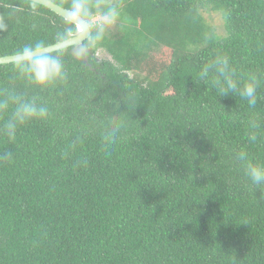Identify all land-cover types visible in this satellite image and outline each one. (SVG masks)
Instances as JSON below:
<instances>
[{
  "label": "trees",
  "instance_id": "trees-1",
  "mask_svg": "<svg viewBox=\"0 0 264 264\" xmlns=\"http://www.w3.org/2000/svg\"><path fill=\"white\" fill-rule=\"evenodd\" d=\"M50 1L71 11L72 0ZM112 3L121 16L101 43L83 42L87 60L62 50L67 83L31 90L51 117L0 140L12 153L0 161V264H264V186L238 156L264 164V0ZM0 24V57L78 34L26 0H0ZM217 54L240 81L258 77L255 108L199 79ZM13 64L0 65V85ZM110 117L126 127L105 149L97 128Z\"/></svg>",
  "mask_w": 264,
  "mask_h": 264
},
{
  "label": "clouds",
  "instance_id": "clouds-1",
  "mask_svg": "<svg viewBox=\"0 0 264 264\" xmlns=\"http://www.w3.org/2000/svg\"><path fill=\"white\" fill-rule=\"evenodd\" d=\"M35 6V5H34ZM121 5L106 3L105 0H72V21H83L94 29L88 37L89 46L101 43L109 27L121 16ZM5 26L0 24V31ZM74 34L72 27L56 34L58 44H66L68 38ZM13 75L4 84L0 85V140L9 144L16 140L18 131L25 125L34 121H46L52 111L49 104L39 97H33L30 92L33 88L41 91L64 85L68 81V73L63 59V52L57 49L56 54L46 51L45 42L30 43L17 50L12 58ZM198 77L201 81L217 89L220 97L232 93L238 94L246 100L249 108H255L261 97L258 95L259 79L252 75L246 81L237 78V69L233 66L230 57L226 54H217L205 63ZM249 141H257L256 129L259 127L256 118H250ZM126 125L123 120L110 117L101 121L97 132L101 145L105 149L114 146L120 140ZM239 159L244 163V174L250 183L259 189L264 186V164L252 163L247 153L240 151ZM12 158L10 151L0 155V161Z\"/></svg>",
  "mask_w": 264,
  "mask_h": 264
},
{
  "label": "water",
  "instance_id": "water-1",
  "mask_svg": "<svg viewBox=\"0 0 264 264\" xmlns=\"http://www.w3.org/2000/svg\"><path fill=\"white\" fill-rule=\"evenodd\" d=\"M26 1L34 2L36 4L44 6L45 8L49 9L54 14L63 18L64 20L68 22L72 21L70 10L60 7L59 5L53 3L50 0H26ZM72 24L75 25L78 34L76 36L69 38L66 44L62 45L56 43L45 47L46 51L53 53V52H57V49H61V50L69 49L68 54L71 55L74 59L83 58L84 60H87L86 54L89 53V49L83 44V42L87 40L88 37L90 36L91 34L90 28L83 21H79V20L73 21ZM14 56L15 55L0 57V65L14 63V60L12 59Z\"/></svg>",
  "mask_w": 264,
  "mask_h": 264
},
{
  "label": "rangeland",
  "instance_id": "rangeland-1",
  "mask_svg": "<svg viewBox=\"0 0 264 264\" xmlns=\"http://www.w3.org/2000/svg\"><path fill=\"white\" fill-rule=\"evenodd\" d=\"M113 1L114 0H105L106 3H112ZM204 17H205L207 23L212 25L218 33H220V34L223 33L222 20H221L219 15H217L215 13L205 12ZM96 57L100 61H111V58L106 53H104L102 51H98L96 53Z\"/></svg>",
  "mask_w": 264,
  "mask_h": 264
}]
</instances>
